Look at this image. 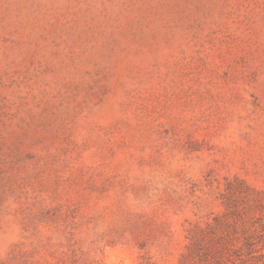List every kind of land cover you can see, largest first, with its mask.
<instances>
[{
	"label": "rangeland",
	"instance_id": "1",
	"mask_svg": "<svg viewBox=\"0 0 264 264\" xmlns=\"http://www.w3.org/2000/svg\"><path fill=\"white\" fill-rule=\"evenodd\" d=\"M257 199L264 0H0V264H178Z\"/></svg>",
	"mask_w": 264,
	"mask_h": 264
},
{
	"label": "trees",
	"instance_id": "2",
	"mask_svg": "<svg viewBox=\"0 0 264 264\" xmlns=\"http://www.w3.org/2000/svg\"><path fill=\"white\" fill-rule=\"evenodd\" d=\"M254 209L257 213L245 215V228L239 232L234 225L240 217L233 224L214 218L221 231L209 227L191 233L178 264H264V199L255 200Z\"/></svg>",
	"mask_w": 264,
	"mask_h": 264
}]
</instances>
